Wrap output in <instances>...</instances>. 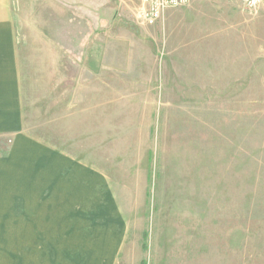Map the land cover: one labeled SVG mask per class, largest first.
Returning a JSON list of instances; mask_svg holds the SVG:
<instances>
[{
  "label": "rangeland",
  "instance_id": "rangeland-1",
  "mask_svg": "<svg viewBox=\"0 0 264 264\" xmlns=\"http://www.w3.org/2000/svg\"><path fill=\"white\" fill-rule=\"evenodd\" d=\"M97 1V27L86 0H12L0 27V231L12 188L74 181L76 162L93 196L67 225L114 247L104 264H264V74H243L255 50L264 70V6L194 0L168 27L142 24L141 0ZM174 40L220 45L225 70L177 74Z\"/></svg>",
  "mask_w": 264,
  "mask_h": 264
},
{
  "label": "crops",
  "instance_id": "crops-1",
  "mask_svg": "<svg viewBox=\"0 0 264 264\" xmlns=\"http://www.w3.org/2000/svg\"><path fill=\"white\" fill-rule=\"evenodd\" d=\"M86 2L88 6H76L75 11L77 14L89 16L86 20L90 26L94 24L97 27L100 15L98 1L86 0ZM179 13L181 11L176 9L166 12L164 18L168 27L176 26L175 23L180 20ZM12 16V0H0V27L9 26ZM138 41L141 40L138 39ZM212 43L206 40L196 45L197 47L192 45L195 48L189 49L190 44L176 40L171 42L168 46L169 51H172L171 58L175 72L177 74H216L215 71L219 69L220 74L225 67L214 66L215 62L211 60V53L214 52L212 47H220V45ZM254 53V61L244 66L243 74H264V70L260 69L257 50ZM137 59H139L138 56L135 63H139ZM135 63L130 64L129 72H141V67ZM124 69L127 70V68ZM88 73L97 74L92 69L88 70ZM69 159L71 158L60 152L56 153L54 162L59 161V167L52 168L53 176H56L57 171L61 172L62 165H69ZM73 164L76 165V162ZM75 165L72 167L74 181L68 179L64 181L59 178L58 181L45 182L41 185L23 184L12 188L11 194H6L12 202L10 226L0 231V254H9L11 258L10 261L1 260L0 264H104L106 256L113 255L114 247H109L111 249L108 251L107 248H103L99 240L93 241L89 248L85 247L84 243L86 244V240L91 237V232L83 231L81 226L76 228V226L67 225L68 223L80 225L83 222L81 217L84 213L83 200L85 199V208H87L93 196L92 184L85 185L83 189L84 186L75 181V171L78 170ZM80 169H82L81 166ZM95 191L98 189L96 188ZM94 196L97 199V193ZM86 213H88L87 210ZM120 237L123 238V235ZM113 242L116 244V241L113 240ZM83 254L89 256L88 263L86 259L85 263L83 262Z\"/></svg>",
  "mask_w": 264,
  "mask_h": 264
},
{
  "label": "built area",
  "instance_id": "built-area-1",
  "mask_svg": "<svg viewBox=\"0 0 264 264\" xmlns=\"http://www.w3.org/2000/svg\"><path fill=\"white\" fill-rule=\"evenodd\" d=\"M194 0H141L142 8L139 20L142 24L153 26L164 18L167 11L189 6ZM243 9L250 13H256L264 0H239Z\"/></svg>",
  "mask_w": 264,
  "mask_h": 264
}]
</instances>
